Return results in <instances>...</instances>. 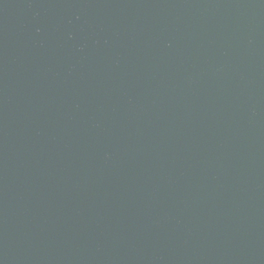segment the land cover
<instances>
[{"label": "water", "instance_id": "obj_1", "mask_svg": "<svg viewBox=\"0 0 264 264\" xmlns=\"http://www.w3.org/2000/svg\"><path fill=\"white\" fill-rule=\"evenodd\" d=\"M0 264H264V0H0Z\"/></svg>", "mask_w": 264, "mask_h": 264}]
</instances>
